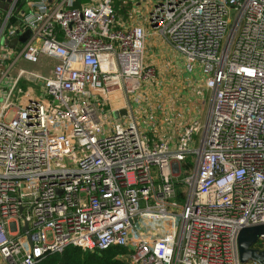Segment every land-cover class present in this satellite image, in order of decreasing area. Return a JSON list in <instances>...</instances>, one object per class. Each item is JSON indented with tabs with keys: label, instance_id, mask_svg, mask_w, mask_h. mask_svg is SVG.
<instances>
[{
	"label": "built area",
	"instance_id": "built-area-1",
	"mask_svg": "<svg viewBox=\"0 0 264 264\" xmlns=\"http://www.w3.org/2000/svg\"><path fill=\"white\" fill-rule=\"evenodd\" d=\"M124 2L140 5L0 4V264L69 247L124 248V264H253L236 238L264 226V0L151 4L149 26L212 93L205 126H184L173 146L109 117L110 96L127 112L154 77L144 28L115 19ZM43 58L47 76L21 66ZM29 77L38 84L20 89ZM253 248L264 251V234Z\"/></svg>",
	"mask_w": 264,
	"mask_h": 264
},
{
	"label": "rangeland",
	"instance_id": "rangeland-1",
	"mask_svg": "<svg viewBox=\"0 0 264 264\" xmlns=\"http://www.w3.org/2000/svg\"><path fill=\"white\" fill-rule=\"evenodd\" d=\"M7 1L8 0H0V4L2 5ZM136 1L139 2V6L132 5L129 2H124L119 5L120 7L118 9V13L115 9V19L119 20L118 23H129L130 16L135 19L139 18L141 20L145 18L147 22L148 13L151 9L150 6L154 0ZM142 8L148 9L146 15L143 17L141 15L142 12H140V10L142 11ZM29 35L30 31H25V33L22 35V38H26ZM161 42H163L162 39ZM163 43L164 44L160 47H158L156 44L150 47L148 55L151 59V64H149V66L154 69V77L151 80L145 81L143 84H141L140 90L135 95L130 97V103L137 104L138 102V105L140 106L141 110L139 111L137 121H140L143 125V129L142 127L141 129L144 130V132H146L147 135L154 141H164L170 146H173L178 135L183 130V127L186 126V124H182V122L178 121L176 118V108L178 105H181V100L183 99L182 96L188 92H192L191 89H195L196 92L200 91L199 95L202 97V103L198 109L200 110L199 124L201 123L200 125L205 126L206 116L211 104V94L207 91H204V89L200 87H203L202 81L198 83L199 85H197V82L193 81L192 77L190 80H188V77L185 76L184 73L183 75L181 74V65L183 62L181 63L180 56L173 52H169L167 48L169 45L165 44V42ZM53 65V61L46 58H43L38 65L27 63L21 64V66L25 67L28 71L33 72L41 77L47 76ZM37 84V80H32L31 77H29L28 79H22L18 87L24 90V88L28 89L30 86L33 88ZM194 86L196 88H194ZM117 94V98H115L116 101H113L112 105H109V117L114 121L125 124L127 121L126 116L120 117L118 112H112V110L126 105L125 99L122 98L120 101L121 95L119 93ZM196 97L192 95L193 102H196ZM109 117H107V119ZM107 119L106 122H108ZM198 139V135L193 136L195 143ZM195 143L194 146L196 145ZM186 160L194 164L196 156L190 155V157H188ZM120 259L122 261L123 256H120Z\"/></svg>",
	"mask_w": 264,
	"mask_h": 264
},
{
	"label": "crops",
	"instance_id": "crops-1",
	"mask_svg": "<svg viewBox=\"0 0 264 264\" xmlns=\"http://www.w3.org/2000/svg\"><path fill=\"white\" fill-rule=\"evenodd\" d=\"M119 7H120L119 4L115 5V9H116L117 13H118ZM147 11H148L147 8L146 9L142 8V11L140 10V12H142L141 13L142 17L146 15ZM128 12H129V10H128ZM128 12H127V14H128ZM136 18H137V16H136ZM117 21H119V20H117ZM125 25H127V26H141V27L144 28L147 37H146L145 46H144V60L143 61H144V64H146V65L151 64L150 63L151 59H150V57L148 55L149 51H150V47L154 46L155 44L158 45V47H160V46H162L164 44L163 42H165V44H168L150 26H148L145 18L141 20L139 18L135 19L132 16H130L129 23L126 22ZM160 38L163 40V42H161ZM167 48H168L169 52H173L174 53V51L171 50V48L169 46H167ZM181 63H182V60H181ZM182 65H181V74L183 75V73H184L185 76L188 77V80H190V78L192 77V80L196 81L197 85H199L198 83L201 82V80H202V78L199 76V74H195V75L190 74L189 75V74L185 73L184 69L182 68ZM200 87L202 89H204L202 86H200ZM194 88H196V87L194 86ZM191 91L192 92H188V93H186V94H184L182 96V98H183L181 100L182 103H181L180 106L178 105L177 108H176V111H177L176 118L178 119V121L182 122V124H186V125H190V124H193L195 122L199 123V119H200L199 118L200 117V110H198V109L200 107V104L202 103V97L199 95L200 91L196 92L195 89H191ZM204 91H207V92H209L211 94V101H212V93L210 91L206 90V89H204ZM192 95H194L195 97L197 95L196 102L192 101ZM115 98H117L116 95L110 96V98H109L110 105H112L113 101H116ZM121 100L122 99L120 98V101ZM126 108H127L126 105H124L122 107H118V108L112 110V112L113 111H116L118 113L122 112L124 115H120V116H125V114H126L127 117H129V118H131V119H133L135 121V123L137 124V126L140 129H141V127L143 129V125L141 124V122L137 121V117L139 115V111L141 110L140 106L138 105V102H137V104L130 103V108H129V110L127 109V112H125ZM210 108H211V104L209 106V110H210ZM209 110H208V113H209ZM208 113H207V116H206V122H207V118H208ZM142 131H144V130H142Z\"/></svg>",
	"mask_w": 264,
	"mask_h": 264
},
{
	"label": "trees",
	"instance_id": "trees-1",
	"mask_svg": "<svg viewBox=\"0 0 264 264\" xmlns=\"http://www.w3.org/2000/svg\"><path fill=\"white\" fill-rule=\"evenodd\" d=\"M192 167V162L186 160L182 166L183 172H190ZM125 255H127V251L124 248H111L103 252L90 253L79 248L69 247L61 254L49 256L37 264H124L120 256Z\"/></svg>",
	"mask_w": 264,
	"mask_h": 264
},
{
	"label": "water",
	"instance_id": "water-1",
	"mask_svg": "<svg viewBox=\"0 0 264 264\" xmlns=\"http://www.w3.org/2000/svg\"><path fill=\"white\" fill-rule=\"evenodd\" d=\"M16 40H13L9 46L13 47ZM119 115H124L122 112ZM26 231V226L23 228ZM264 234V226H253L241 228L237 233L236 244L238 259L242 263L251 262L253 264H264V251L259 252L253 248L257 237Z\"/></svg>",
	"mask_w": 264,
	"mask_h": 264
}]
</instances>
